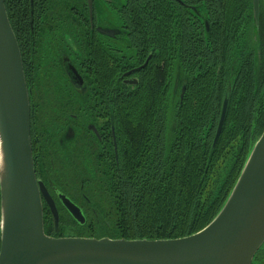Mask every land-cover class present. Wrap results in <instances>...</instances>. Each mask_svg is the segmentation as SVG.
<instances>
[{
	"label": "trees",
	"instance_id": "obj_1",
	"mask_svg": "<svg viewBox=\"0 0 264 264\" xmlns=\"http://www.w3.org/2000/svg\"><path fill=\"white\" fill-rule=\"evenodd\" d=\"M145 1L151 14L145 17L143 32L151 38L128 44L135 46L141 61L148 53L152 57L138 74L135 88L117 80L126 53L119 44L114 53L118 153L112 165L98 154L78 161L73 141L56 133L57 121L41 122L39 145L56 150L49 167L59 169L49 184L80 204L86 220L79 225L61 207L56 232L51 213L44 208L47 236L168 240L195 234L226 202L264 130V72L260 75L264 60L254 53L251 38L246 40L247 24H216L209 33L202 26L199 33V26H194L192 35L185 16L157 0ZM259 2V28L264 34V0ZM4 5L13 29L14 2L4 0ZM136 18L141 26L140 16ZM160 63L162 67H155ZM104 67L107 75L108 65ZM104 81L106 97L107 76ZM228 87L225 121L212 147ZM64 145L68 149L62 157Z\"/></svg>",
	"mask_w": 264,
	"mask_h": 264
},
{
	"label": "flooded vegetation",
	"instance_id": "obj_2",
	"mask_svg": "<svg viewBox=\"0 0 264 264\" xmlns=\"http://www.w3.org/2000/svg\"><path fill=\"white\" fill-rule=\"evenodd\" d=\"M157 1L161 5L164 3L171 6L172 13L177 15L179 12L181 16H185L190 29L199 26V33H203L201 26L204 33L206 31L209 33L211 26L216 24L225 23L229 26L247 24L246 40L251 38L254 53L260 61L264 60V45L261 47L264 43V34L259 28L260 2L256 24L252 0ZM13 2L12 30L15 38L21 43L19 50L26 74L24 77L29 96L34 172L57 209H60L63 206L57 196L62 193L49 184V180L52 181L59 172L58 168L56 172L49 167L56 150L50 146H40L41 122L46 119L57 121L56 133L63 136L66 141H73V148L78 151L76 156L78 161L81 162L83 158L91 160L98 154L102 158L105 156L112 165L118 153L112 96L115 84L113 70L116 45L122 46L126 53L125 56L121 55L126 58V63L118 68L120 76L117 80L123 86L135 88L139 84L138 74L146 70L152 53L146 54L141 61V57H137L134 52L135 46L132 48L128 43L151 38L143 32L146 26L145 17L149 18L151 13L146 9L145 0H13ZM242 9L245 11L242 12ZM136 16H140L141 26H137ZM263 27L264 22L262 30ZM192 30L193 28L190 30L193 35ZM111 32L113 35L107 34ZM106 64L107 75L104 74ZM144 64L145 66L141 68ZM155 67L160 68L162 64H156ZM263 72L264 69L260 71V75ZM105 76L108 78L106 97L103 90ZM177 79L175 77L173 81L176 82V89L180 86ZM67 149V145L62 146L63 151H60V155L62 156ZM69 197L68 199L73 202L74 199ZM77 204L76 206L80 208V204ZM42 206L43 209L49 210L43 199ZM80 210L82 212L81 208ZM83 216L85 217L84 214ZM251 264H264V244L256 252Z\"/></svg>",
	"mask_w": 264,
	"mask_h": 264
},
{
	"label": "water",
	"instance_id": "obj_3",
	"mask_svg": "<svg viewBox=\"0 0 264 264\" xmlns=\"http://www.w3.org/2000/svg\"><path fill=\"white\" fill-rule=\"evenodd\" d=\"M252 8L257 24L259 0H252ZM184 90L185 86L180 99ZM229 92L230 87L212 147L225 121ZM57 197L72 219L83 225L80 208L64 194ZM42 199L57 232V207L34 172L22 59L4 0H0V264H251L264 244V130L218 214L187 237H50L44 233Z\"/></svg>",
	"mask_w": 264,
	"mask_h": 264
},
{
	"label": "rangeland",
	"instance_id": "obj_4",
	"mask_svg": "<svg viewBox=\"0 0 264 264\" xmlns=\"http://www.w3.org/2000/svg\"><path fill=\"white\" fill-rule=\"evenodd\" d=\"M68 234H69V233H68ZM68 234H67V235H65L64 237H71V236H69Z\"/></svg>",
	"mask_w": 264,
	"mask_h": 264
}]
</instances>
